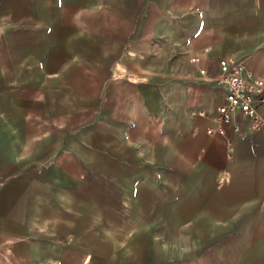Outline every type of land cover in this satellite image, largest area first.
Instances as JSON below:
<instances>
[{"label":"crops","instance_id":"crops-1","mask_svg":"<svg viewBox=\"0 0 264 264\" xmlns=\"http://www.w3.org/2000/svg\"><path fill=\"white\" fill-rule=\"evenodd\" d=\"M222 58L264 76V0H0V254L101 259L91 236L45 244L111 164L137 183L132 222L178 229L158 236L178 259L264 264V129L217 132Z\"/></svg>","mask_w":264,"mask_h":264},{"label":"rangeland","instance_id":"rangeland-1","mask_svg":"<svg viewBox=\"0 0 264 264\" xmlns=\"http://www.w3.org/2000/svg\"><path fill=\"white\" fill-rule=\"evenodd\" d=\"M30 56V53H22L24 61L30 59ZM103 169L109 177L96 176L88 181L83 195L75 197L74 206L58 214L60 218L54 221V231L50 232L51 237L45 246H61L66 235L73 233L80 238L91 236L99 242L88 244V249L92 248L91 251L100 254L101 259L93 256L87 264H99L100 261L111 264L108 254L112 251L129 253L128 259H122L121 256L118 264H192V260L177 257L176 251L185 245L158 242V236L175 239V235H179L178 229L169 226L161 229L146 228L139 226L142 222H132L134 217L127 209L126 192L130 187H137V183L128 178V167L108 164ZM113 203H116L118 210L112 212L109 208ZM167 219L168 223L173 224L170 212H167ZM66 264L79 262L71 259Z\"/></svg>","mask_w":264,"mask_h":264},{"label":"built area","instance_id":"built-area-1","mask_svg":"<svg viewBox=\"0 0 264 264\" xmlns=\"http://www.w3.org/2000/svg\"><path fill=\"white\" fill-rule=\"evenodd\" d=\"M218 68L214 82L223 90L224 101L217 109V132L223 134V127L232 125L237 115L247 120L252 130L264 129V76L247 70L233 58L220 59Z\"/></svg>","mask_w":264,"mask_h":264},{"label":"water","instance_id":"water-1","mask_svg":"<svg viewBox=\"0 0 264 264\" xmlns=\"http://www.w3.org/2000/svg\"><path fill=\"white\" fill-rule=\"evenodd\" d=\"M0 264H12L4 256L0 254Z\"/></svg>","mask_w":264,"mask_h":264}]
</instances>
